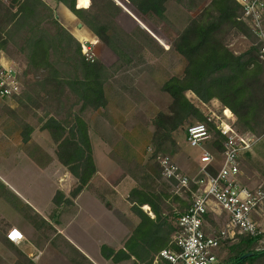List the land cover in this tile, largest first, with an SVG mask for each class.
<instances>
[{"label":"trees","instance_id":"obj_1","mask_svg":"<svg viewBox=\"0 0 264 264\" xmlns=\"http://www.w3.org/2000/svg\"><path fill=\"white\" fill-rule=\"evenodd\" d=\"M130 1L152 21H157V17L165 20L164 3L167 1L175 2L188 16L200 10L195 20L188 17L186 25L191 24L177 40V52L187 57L193 68L185 71L179 79L171 78L161 87V92L171 98V104L166 112L158 113L151 121L155 132L150 141V161L155 163L159 174L157 157L174 151L175 135L194 124L206 123L203 112L187 99L188 91L204 103L218 101L234 115L240 133L250 132L263 138L264 81L261 77L264 69L259 61V47H251L242 54L236 53L232 47L240 37L251 43L257 42L249 27L237 20L243 15V7L238 1L211 0L206 6L207 0ZM59 4L69 9L118 57L117 63L107 67L97 59L89 60L82 44L61 24L55 10L44 0H0V57L6 55L14 62L24 63L18 75L24 86L23 97L16 101L21 106L20 112L9 106H0V120L7 117L15 122L21 129L24 144L31 140L34 127L21 112L34 118L41 131L50 135L59 163L77 181L69 197L61 192L54 196V206L62 209L71 206V200L84 189L92 187L91 182L98 172L90 128L84 115L108 107L106 86L119 71L132 64V59L108 32L122 14L116 3L90 0L87 9H78L76 0H59ZM80 6L87 7L88 0H80ZM209 130L210 143L215 152L221 154L225 138L211 125ZM110 158L124 176L137 183L143 179L155 184L154 177H150L140 165L126 164L115 155ZM209 172L216 175L211 168ZM139 174L144 177L140 179ZM166 182L154 189L140 183L141 191L130 193L132 212L140 223L123 249L101 248L105 260L113 264H153L160 252L174 248L172 239L176 233L177 212L183 213L190 207L195 187L185 190L187 199L183 200L169 192V186L177 183ZM170 197L179 206L176 213L166 205ZM145 206L148 210L150 207L154 219L143 211ZM262 238L241 236L223 242L220 250L228 255L226 264H264V250H258ZM248 254L253 256L242 260ZM22 262L28 261L24 259Z\"/></svg>","mask_w":264,"mask_h":264},{"label":"crops","instance_id":"obj_2","mask_svg":"<svg viewBox=\"0 0 264 264\" xmlns=\"http://www.w3.org/2000/svg\"><path fill=\"white\" fill-rule=\"evenodd\" d=\"M44 1L55 10L61 24L82 46L90 49L94 59L101 61L107 67H112L117 63L118 57L86 29L69 9L59 4V0ZM112 1L122 9V14L109 27L108 32L116 44L122 47L134 61L141 55L140 53L150 52L143 47L142 50H139L135 46L138 44L136 33L141 30V27L149 31L148 28L150 27L145 22L152 20L142 14L130 0ZM76 2L78 9H87L90 6V0H88V6L83 8L80 6V0H76ZM164 7L166 9L165 20L157 17V21H152L153 23L165 22L168 24V21L172 22L169 19L170 10L179 9L173 1L165 2ZM191 17L193 20L196 19L194 14H191ZM190 24L176 34L171 46L167 45L166 40H159L160 45L164 47V53L168 51L172 53L171 47L178 53L177 40ZM153 25L155 26V24ZM255 43H251L245 37H240L232 44V47L236 53L242 54L251 47H255ZM123 47H135V49L128 50ZM181 57L185 58L184 65H189V68L185 66V71H191L193 67L189 59L185 56ZM259 61L264 69V59L259 56ZM0 63L8 68L13 67V62L5 55L0 57ZM156 63L159 69L150 78L155 81L154 79L158 75L161 76L162 80L159 85H164L171 78L179 79L181 77L173 74L178 69L175 71L166 70V67L157 58ZM126 73L128 72H122L120 76H117L106 86L108 107L105 110L86 114L89 116L85 120L90 128L94 160L98 172L91 182L92 187L84 189L77 198L72 199L71 206L57 209L53 204L57 192L69 197L73 186L77 184V181L66 168L59 163L56 150L54 153H50L48 145L39 142V135L36 130H34L31 140L24 144L21 129L16 123L12 121L0 123V264H64L65 261L67 264H113L102 257L101 248L108 246L117 251L123 249L124 243L138 227L140 220L134 218L132 204L129 201L130 192L120 187H109L116 181L125 182L130 178L124 177L119 166L108 156L110 148H112L111 145L104 140L97 139L100 141L96 142L93 139L92 125H90L93 122L96 125L105 126L109 123L108 121L120 124L122 123L119 121L121 117L126 119V123L131 124L128 120L131 107L128 109L127 107L131 100L135 99L133 94L139 93V91L135 87L130 89L129 77H124ZM261 79L264 81V70ZM120 85H125L126 90H121ZM140 97L143 98L142 95ZM0 100L4 101L1 98ZM211 102L222 107L216 100ZM160 104L157 106L134 104L133 107H137L143 111V114L149 113L151 116L161 111ZM92 115L97 116L98 119L95 121ZM153 118L152 116L150 121ZM136 123L135 120V123L129 124L131 130L138 129L139 124ZM153 130L151 125L149 128L151 135L154 133ZM39 134H42L40 136H47L48 133L41 131ZM258 145L259 143L251 153L246 154L241 160L242 174L240 180L242 185L247 188L252 185V180L257 176V173L255 168L251 167L249 161L246 162V160L256 161V147ZM176 148L177 145L172 154H176ZM24 162L28 163L23 164ZM25 165L35 170V174L40 179L44 177L51 181V193L47 190L45 192L38 185L35 186L28 182L29 177L23 171L26 168ZM179 167L184 175L195 177L193 174L194 167L189 159L184 158L183 167ZM201 167L202 165L199 163L197 170H201ZM64 180L71 184L70 188L63 185L62 181ZM137 190L141 191V189L135 188L132 192ZM130 218H133L131 220L132 226L129 224ZM11 229H17L23 234L24 241L21 244L16 245L7 240L6 235ZM20 255L24 258L20 259ZM24 259L28 262L23 263Z\"/></svg>","mask_w":264,"mask_h":264},{"label":"built area","instance_id":"obj_3","mask_svg":"<svg viewBox=\"0 0 264 264\" xmlns=\"http://www.w3.org/2000/svg\"><path fill=\"white\" fill-rule=\"evenodd\" d=\"M237 1L243 7V15L237 20L250 28L257 40L255 47H259V56L264 59V0ZM85 55L92 60L87 53ZM18 75L17 69L0 63L2 100L22 98L24 86ZM187 99L203 112L206 119V123L187 128V144L197 148L202 143L211 142V125L225 138L223 152H215V155L203 152L200 176L196 178L184 175L170 156L157 157L156 162L165 181H175L180 190H189L194 186L195 191L190 207L183 213L177 212L176 233L172 239L174 248L160 252L153 264H219L223 242L241 236L259 238L264 235L262 225L256 219L264 209V187L252 190L242 185L240 180L242 157L251 153L261 138L250 132L240 133L235 126L234 115L215 102L204 103L190 91ZM228 111L229 114L226 113ZM210 168L216 171V175L210 174ZM146 214L155 218L150 209ZM211 215L215 218L224 216L220 230L209 229L207 217ZM6 238L16 245L24 241L23 234L17 229H11Z\"/></svg>","mask_w":264,"mask_h":264},{"label":"rangeland","instance_id":"obj_4","mask_svg":"<svg viewBox=\"0 0 264 264\" xmlns=\"http://www.w3.org/2000/svg\"><path fill=\"white\" fill-rule=\"evenodd\" d=\"M210 2L211 0H207L204 6H206ZM178 7L179 9L177 10L176 9L170 10L171 14L169 16V19L172 22L168 21V24H166L165 22L164 23H158V22L153 23L154 21L153 22L151 21L153 24H155V26L157 27L156 28L151 22H145L147 26L150 27L148 28L149 31L141 27V30H139L136 33V37L138 38V44L135 47H138L139 50H142V47H143L149 50L150 52L149 53L145 52L144 54L140 53L141 55L138 58H135L134 61L132 60V64L125 66L116 75L117 77V76H120L122 72H128L125 74L124 77H129L128 79L130 80L129 81L130 89L135 87V89L139 91V93L133 94L135 99L131 100V103L127 107V109L131 107L129 109L130 113H128V117H129L128 120H130L131 124L135 123V120H136L137 122L136 124H139L137 126L138 129L131 130L129 126L130 123H126L125 121L126 119L124 117H121V119L119 120V121H122V123L120 124L118 123L114 124L112 123V121H108L109 123L105 124V126L96 125L93 122L90 123V125H92L93 139L96 142L100 141L97 139H101V140L106 141L109 145H111L112 148H110V153L108 155L109 157L110 155H115L117 158H119L126 164L136 163L140 165L141 167L145 169L146 173H148L150 177L152 176L154 177L155 184H153L151 180L150 181L143 180L142 178L144 177V175L142 176V174H139L138 177L142 179V181L140 180L139 183H137L135 180H133L131 177L128 176L130 180L128 179L125 182L116 181L115 183H112L109 187H120V188H123V190L129 191L131 193L135 188L140 189L139 188L140 183H144L145 185H148V187H151L152 189H154L157 186L163 185L165 183L167 184V182L161 177V171L159 174L155 166V163L150 161L151 155H152V149L150 146L152 135L150 134L149 128L152 125V122H151L152 120L150 121V118L152 116L155 117L160 112H166L169 105L171 104V98L167 94H164L161 92V87L163 85H159V84H160V81L162 80V77L158 75L154 79L155 81L151 80L150 77L152 75H155L159 69V67L156 66L157 65L156 58L159 59L160 62L166 67V70L170 69V70L175 71L176 69H178L176 70L177 72H173L174 75L182 76L184 74L186 65H184L185 63L183 62H186L185 58L181 57L178 53H176L172 47H171V50L167 48L168 50L172 51V53H170L169 51L167 53H164L165 52L164 47L161 46L159 43V40L161 41L166 40L167 45L171 46V43L174 40L176 34L185 28L188 17L189 16L191 17V14H194V16L197 17L200 13V10H198L196 12L189 14L188 16L187 14L184 13V11L179 5ZM135 47H123V48L128 49V50H134ZM83 51L85 54L87 53L89 57L94 59L88 47H85ZM5 57L7 56L5 55ZM8 59L13 62V67L17 69L18 73L20 74L24 67V63L23 62L17 63L11 60L10 58ZM120 79H123V78H120ZM120 87H121V90H124V91L126 90L125 85H120ZM140 95H142L143 98H141ZM18 100H15V101H1L0 100V106H9L10 108L20 112L21 106L16 104V101ZM167 101H168V104H167ZM133 103L137 105L153 104L156 106L161 103L160 104L161 111L158 112L156 115L150 116L149 113L143 114L142 110L138 109L137 107H133L135 106ZM87 113H90V112H87ZM21 114L25 118V120H27V122L32 127H34V130L38 132L39 142H42L43 145H46V146L48 145L49 152L54 153V150H56V146L54 147L53 141L50 135L47 134V136H40L42 134H39L41 132V129L37 121L34 118L27 117L22 112ZM86 114L84 116L85 119L86 117H89V116H86ZM92 118L95 119V121L98 119L97 116L95 115H92ZM9 121H12V120H9L7 117H3L0 120V123L9 122ZM134 127H136V125H134ZM153 131L155 132V129ZM185 136H186L185 130L180 131L178 134H176L175 135V141L177 145V148L175 150L176 154H172L170 151L167 152L168 154L167 153L165 154L170 156V158H172V160L181 167H183V159L184 158L189 159L191 163L193 164V167H194L193 174L195 175L194 178H196L197 176L198 177L200 176L201 170L198 171L197 166L200 163V157L203 154V152H209L212 155H215V150L212 147V145H210L212 143H209V142L202 143L197 148H191L187 144L185 140ZM256 149H257L256 150L257 151L256 161H251L250 159L246 160V162L249 161L251 167L253 166L255 168V172L257 173L256 174L257 176H255L254 180H252L253 181L252 185H250L249 187V189H252V190L258 187H264V137L261 138L259 145L256 147ZM27 163L28 162H24L23 164H27ZM24 167L26 168L23 169V171L27 173L29 177L28 179L29 183L35 186L38 185L39 188H42L44 191L47 190L49 191V193H51L52 184L48 178L42 177L40 179L35 174V170H33L31 167L29 166L27 167V165H25ZM62 183L63 185L65 186L67 185V187L70 188L71 184H69V182H67L66 180L62 181ZM169 192L173 194L174 196L178 195L183 200L187 199L185 195L186 191L180 190L177 184L174 186H169ZM191 200H192V195L190 198V202ZM166 205L170 206L174 213H176L179 209L178 204L173 203V197H170L167 200ZM143 211L146 213L147 210L143 209ZM135 217L136 215H134V218ZM223 217L215 218L212 215L207 217V223L210 226L209 229H212L215 231L220 230L224 224L225 218ZM209 218L212 220H210ZM132 219L133 218H130L129 220L130 226H132V223H131ZM256 219L262 225V229L264 230V209L263 211H261L259 216L258 215L256 216ZM211 221H213V223H211ZM258 250L259 251L264 250V235H263L262 240L260 241ZM219 255H220L219 264H226V260L228 258L227 253L222 252V250H220ZM64 264H67V262L65 261ZM124 264H133V263L128 262Z\"/></svg>","mask_w":264,"mask_h":264},{"label":"water","instance_id":"obj_5","mask_svg":"<svg viewBox=\"0 0 264 264\" xmlns=\"http://www.w3.org/2000/svg\"><path fill=\"white\" fill-rule=\"evenodd\" d=\"M81 26H82V25H81ZM252 256H253V254H248V255L242 257V260H246V259H248V258H250V257H252Z\"/></svg>","mask_w":264,"mask_h":264},{"label":"bare ground","instance_id":"obj_6","mask_svg":"<svg viewBox=\"0 0 264 264\" xmlns=\"http://www.w3.org/2000/svg\"><path fill=\"white\" fill-rule=\"evenodd\" d=\"M226 113H227V112H226ZM228 114H229V112H228ZM143 209H144V210H148V207H147V206H145Z\"/></svg>","mask_w":264,"mask_h":264}]
</instances>
